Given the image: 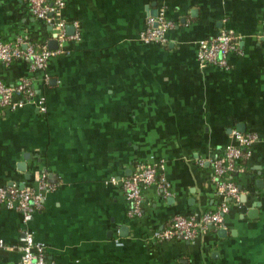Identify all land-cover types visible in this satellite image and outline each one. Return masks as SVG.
<instances>
[{"label":"crops","instance_id":"crops-1","mask_svg":"<svg viewBox=\"0 0 264 264\" xmlns=\"http://www.w3.org/2000/svg\"><path fill=\"white\" fill-rule=\"evenodd\" d=\"M161 6L173 23L167 43H147L141 33ZM63 16L80 38L60 43L44 69L0 62V80L32 78L37 95L0 108V187L37 189L43 172L55 185L27 222L0 207V264H21L25 230L53 264H264V0H66ZM222 30L238 40L229 67L201 65L199 41ZM19 36L55 38L27 0H0V40ZM238 124L262 140L239 162L241 201L225 235L152 239L177 214L218 208L210 160L235 142ZM148 163H161L170 195L145 186L131 216L123 179Z\"/></svg>","mask_w":264,"mask_h":264},{"label":"built area","instance_id":"built-area-1","mask_svg":"<svg viewBox=\"0 0 264 264\" xmlns=\"http://www.w3.org/2000/svg\"><path fill=\"white\" fill-rule=\"evenodd\" d=\"M31 13L53 30L54 37L60 43L67 39H78V32L69 35L67 23L63 16L66 0H27ZM173 26L167 17L164 6L157 10L155 16L149 15L146 27L141 33V39L147 43H167L166 32ZM238 50V40L233 32L222 30L218 34L201 39L198 43L197 59L201 65H216L228 68V56ZM61 53V50H50L45 44L41 49L32 41L22 36L12 41L0 40V62L8 66L21 60L28 62L32 69H44L48 60ZM20 96L22 100L15 101ZM36 88L32 78H21L17 83L9 84L0 80V108L15 110L26 102L35 101ZM38 106L42 112L47 110L44 97L37 98ZM235 139L233 144L225 147L222 154L211 159L212 179L215 182L217 193L222 200L217 209L194 213L192 215L177 214L170 223L163 228L153 230L151 238L157 242L182 239L192 241L200 234L211 229L224 227L225 216L230 211L232 203L241 201L242 191L232 177V172L241 171L239 162L250 155L253 144L262 138L255 132H241L233 129L231 132ZM204 164V161L200 162ZM159 166V167H158ZM161 172V163L146 164L123 179V188L128 202V213L131 216L140 215L143 203V188L156 183L164 194L170 195V188L163 176L158 180L157 174ZM114 180V179H113ZM55 188L43 172L39 175L38 188L23 187L17 183L0 187V207L15 208L19 210L25 222L32 219L34 214L42 209L45 193ZM0 240V248H7ZM21 253V264H53L46 258V244L36 241L32 231L25 230L18 247Z\"/></svg>","mask_w":264,"mask_h":264},{"label":"water","instance_id":"water-1","mask_svg":"<svg viewBox=\"0 0 264 264\" xmlns=\"http://www.w3.org/2000/svg\"><path fill=\"white\" fill-rule=\"evenodd\" d=\"M151 14H152L153 16H155V15L157 14V10L153 11ZM68 30H69V33L72 31V29H70V28H68ZM47 46H48V48H49L50 50H57V49L59 48V41H58L56 38H54V39H50V40L48 41V43H47ZM237 129H238L239 131H245L244 125H242V124H238ZM29 176H30V175H29ZM123 228H124V227H123ZM219 233H220L221 235H225V233H226V229H225V228H221L220 231H219Z\"/></svg>","mask_w":264,"mask_h":264},{"label":"trees","instance_id":"trees-1","mask_svg":"<svg viewBox=\"0 0 264 264\" xmlns=\"http://www.w3.org/2000/svg\"><path fill=\"white\" fill-rule=\"evenodd\" d=\"M33 40V39H32ZM33 43H35V46L38 48V49H41L44 45H45V41H37V40H33L32 41ZM211 165V164H210ZM240 165H242L243 166V164H242V162L240 163ZM159 167V166H158ZM211 167H212V165H211ZM138 170V169H137ZM239 174V171H234V172H232V177H233V179L236 181V177H237V175ZM162 175H161V172L159 173L158 172V174H157V178H158V180L160 179V177H161ZM47 179H48V176H47Z\"/></svg>","mask_w":264,"mask_h":264}]
</instances>
